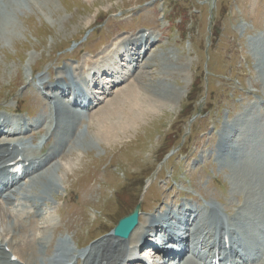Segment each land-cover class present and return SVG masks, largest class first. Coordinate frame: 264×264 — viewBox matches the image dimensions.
<instances>
[{"label": "rangeland", "instance_id": "obj_1", "mask_svg": "<svg viewBox=\"0 0 264 264\" xmlns=\"http://www.w3.org/2000/svg\"><path fill=\"white\" fill-rule=\"evenodd\" d=\"M13 2L12 8L0 9V17L11 21L0 28V113L33 121L42 112V98L47 102L54 91H34L29 80L39 76L53 80L63 74L60 84H69L67 78L92 98L87 113L71 110L82 119L74 121L66 134L75 128L82 132L80 139L67 144L63 152L64 139L54 132L56 151L63 156L51 169L46 168L44 179L22 186L25 193L29 189V194L42 193L46 198L32 216L35 228L24 217L32 208L22 207L17 200L9 206L24 221V228L19 225L12 232L18 237L12 241L15 248L16 243H24L18 242L22 237L28 241L43 232L47 241H53V251L61 239L66 240L70 254L77 253L136 204L148 212L142 218L166 208L174 211L181 203L209 204L221 219L234 218L240 202L230 194L233 157L264 154L263 141H259L260 129L264 134V104L256 94L264 98V58L261 64V45L254 41L257 31L264 29V0ZM143 31L158 35V44L142 41L133 67L123 56L113 65L111 76L90 83L86 68L110 61L120 42ZM142 57H148L145 65ZM112 75L124 77L114 83ZM148 94L166 102L156 106ZM128 101L140 109L151 102L152 112L131 125L127 134L103 136L99 130L111 120L116 123L114 118L121 113L118 106L123 108ZM4 108L25 112L11 114ZM61 120L62 127L67 125ZM252 121H258L260 128L250 127ZM238 128L239 136L235 134ZM22 136L35 153L46 152L54 144L53 139L42 141V134ZM220 141L226 143L224 150H234L221 160L222 165L215 160L224 147ZM48 184H55L54 189L48 191ZM69 184L71 191L65 190ZM1 203L0 199L3 207ZM5 222H0V231L11 228L8 217ZM253 235H246L248 239L252 236L249 242L255 239ZM260 241L264 248V240ZM39 255L46 257L45 247L39 248Z\"/></svg>", "mask_w": 264, "mask_h": 264}, {"label": "bare ground", "instance_id": "obj_2", "mask_svg": "<svg viewBox=\"0 0 264 264\" xmlns=\"http://www.w3.org/2000/svg\"><path fill=\"white\" fill-rule=\"evenodd\" d=\"M32 1L33 0H29V3H32ZM14 3L15 2H13V0H0V9L3 6H11L12 8ZM8 22L11 21H6L4 18L0 17V28H4ZM10 30L12 31V29H9V31ZM1 31L3 33L5 30ZM257 32L258 33L255 38H251H254L256 46L259 44L261 45L259 46L261 49L259 50V60H257L263 64L264 29ZM155 38L156 36H153L152 38V35L145 34L144 31L138 36L125 38L115 47L114 56L110 58V61L107 60L96 67L94 66L89 68L90 71H93L91 79L92 82L95 84L99 81L100 77L107 76L109 71L112 70L113 65L117 63V59L123 56L133 67V62H135L136 58L140 56L138 50L140 45H142V41L150 39V41H153L154 44H158L159 38ZM129 45H131V47H129ZM144 53L146 52L144 51ZM145 59L146 60L142 57V65L147 63L148 57H145ZM87 64L91 65V61H87ZM82 70H84V67H82ZM59 74H61V72H59L58 75ZM98 74H100L99 77ZM64 76L63 74L61 76L59 75L53 80H45L43 76L37 77L36 82L38 83V87H42L43 89L52 88L54 91L49 93V97L47 98L48 102L42 98L44 100L42 112L38 114L37 117H34L33 121H28L26 119H12L8 116L0 114V199L2 200L1 204H4L3 207H0V222L6 224L5 219L8 217L9 223H11V228L5 227L2 231H0V264H78L80 261L81 264H136L139 262L138 260H135L138 250H142L143 253L149 252L146 254L149 261H146L144 258L142 261L143 264H172L170 261H173L174 256L178 258L177 264H200L199 260L201 255H205V257L209 259L208 262H211V260L215 257L216 252L218 253V256L226 262L233 261L237 263L240 260L241 263H243L246 259L251 258V264H264V248L259 246L260 243H262L260 239L264 240L263 153L258 155L257 158L252 157L251 154L243 155L242 157H233L234 164L231 165V177L234 182H232L233 187H231L230 192H232L230 194L232 197H236V200H239L240 203L236 204L237 208L235 213H233L234 218L232 219H221L217 216L216 209L209 204L197 203L194 205H187L185 203H181L177 206L175 212L172 213L171 210L166 208L162 210L163 214L162 211H160L156 214L151 213L146 218H142L140 216L137 227L132 231L127 239L117 238L109 233L97 238L82 251H76L77 253L70 254L65 240L61 239L56 241L53 251V241H47L43 232L39 237L32 235L33 239L28 238V241L24 240V237H22L23 239L21 238L22 240L18 242L21 243L23 241L24 243L19 245L14 243L17 248L16 249L13 246L12 241L18 237L12 232H14L16 227L19 225L24 228V221L20 215L10 211L9 206H11L13 200H17L22 207L32 208V213H36L38 208L43 207V205H45L46 198H43L41 195L42 193H38L39 195L35 194L36 192L29 194V189L27 193H25L22 189L23 184L24 186L27 183H30L31 185L38 181V179L40 181L44 179L45 177L43 173L47 171L46 168L51 169L56 164V159L63 156L64 153H62V156H58V151H56L58 138H56L54 132L60 136V139H64L62 141L61 148H64L63 152H65L67 144L73 145L78 141V139H80L82 134V132L77 133V131L74 130L75 128L72 130L71 134H66V131L70 129L74 121L77 120L78 122V119H82V115L81 118H79L78 114L71 110H76L78 113L82 112H79L76 108H69L68 105L69 103L76 105L82 98H86L87 94H84L77 84L72 86V82L67 78L66 80L70 85L60 84L64 80ZM123 77L124 76H120L119 78L112 77L113 82L116 83L122 80ZM262 78L264 80V77ZM253 83L254 85L257 84L256 81ZM186 92L187 91H185V93ZM256 94L259 95L261 101H263L261 103L264 104V98H262L260 93ZM151 95L152 94H148L147 97H149L148 99H151V101L154 99L153 101L157 102L156 106L163 105L162 103L165 99L162 102ZM35 97L39 98L40 95L37 94ZM69 97L71 99H69ZM58 98L60 99L58 100ZM136 98L137 97H135V99ZM17 100H19V98ZM261 103L260 105L263 107ZM147 104L149 105L148 108L142 109H140V105L138 106L133 104L131 101L126 102V105L123 108L122 106L121 108L118 106V110L120 109L121 113H118V116L114 118L117 122L113 123L110 119L111 123L109 122L107 126H103L106 128L102 131L99 130V132L105 137L109 135V138H112L116 134L118 135L120 133L127 134L128 130L133 127L131 125H134V123H136V121L140 118L145 117V113L149 114L152 112V110H150L151 102H148ZM90 105L91 100L88 99L87 104L83 105V107H87L89 109ZM141 106H143V104ZM7 109L9 111H13V109ZM83 111L86 110L83 109ZM115 112H112V115H116ZM100 113L101 112H99V114ZM119 115H121L120 118ZM98 117L101 116L98 115ZM61 119L66 121L67 125L62 127ZM103 119L105 118L103 117ZM247 124L249 125V123ZM246 126L244 128H246ZM242 127L243 126H241V128ZM250 127L256 130V128H260V124L258 121H252ZM240 130L241 129L239 128L237 129V133H235L237 136L241 134ZM28 131H30L31 137H36L38 134L43 133V139L46 140L53 138L54 144L51 147L52 149L50 148V150L44 154L34 155V153L26 147L27 142L24 141L22 136ZM65 140L67 141L65 142ZM259 141H263L261 144L264 146V134H262L261 129L259 132ZM221 143H224V147L221 151L219 150L218 153V150L216 151L217 155L215 157V160L220 165H222V159L229 158L230 155L234 153V150H230L229 147V151L224 150L227 147L225 141H220L219 146ZM28 161L29 164L24 166L21 173L22 175L20 174L21 177L19 176V180L12 183L15 175L11 172V170L15 167V165H23ZM34 178L36 179L32 181ZM8 183H11V187L9 192L6 193L3 186ZM48 185H46V187L48 186V191L54 189L55 184ZM65 190L71 191V184H69ZM89 191L90 190L88 189L87 192ZM260 203H262V205H260ZM30 213H25L24 217L30 221L28 223L29 227L33 226L35 228L36 223L32 221L31 216L33 214ZM179 222L182 223V226H178V224H180ZM250 232L254 233L253 236L255 239H252V242L248 241L252 238V236L250 239L246 237V235ZM158 233L161 234L159 237ZM255 234L257 235L256 237ZM72 240L75 243V235L72 236ZM172 242L177 243V250H175L171 245ZM159 243L161 244L159 246L162 247L161 249L157 248ZM226 243H228L227 248H225ZM153 244L154 247H156L151 252L147 246H153ZM6 246L11 247L18 255V259L16 261L11 260L12 253L14 252H7L5 248ZM40 247H45L46 257H41L39 255ZM76 248L80 249L79 243H76ZM140 262L137 264H141Z\"/></svg>", "mask_w": 264, "mask_h": 264}, {"label": "water", "instance_id": "obj_3", "mask_svg": "<svg viewBox=\"0 0 264 264\" xmlns=\"http://www.w3.org/2000/svg\"><path fill=\"white\" fill-rule=\"evenodd\" d=\"M138 213V206H136L129 215L119 221V224L115 229V234L122 238H127L133 228L137 225Z\"/></svg>", "mask_w": 264, "mask_h": 264}]
</instances>
